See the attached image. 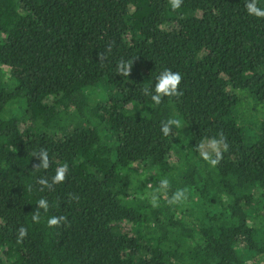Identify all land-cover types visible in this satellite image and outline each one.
Masks as SVG:
<instances>
[{"label": "trees", "instance_id": "16d2710c", "mask_svg": "<svg viewBox=\"0 0 264 264\" xmlns=\"http://www.w3.org/2000/svg\"><path fill=\"white\" fill-rule=\"evenodd\" d=\"M246 2L0 0V264L264 259V18ZM165 69L183 95L155 105L142 90ZM169 119L182 124L165 136ZM221 132L212 166L198 145ZM64 163L63 183H38Z\"/></svg>", "mask_w": 264, "mask_h": 264}, {"label": "clouds", "instance_id": "9594fccd", "mask_svg": "<svg viewBox=\"0 0 264 264\" xmlns=\"http://www.w3.org/2000/svg\"><path fill=\"white\" fill-rule=\"evenodd\" d=\"M183 0H170V4L173 10L179 9ZM245 7L250 15H254L257 18H264V8H260L257 6V0H247ZM110 51V47L108 49ZM105 58V54H100V59L103 60ZM132 70V63L126 62L121 59L117 63L116 71L121 76H129ZM182 82V75L179 72H174L171 69H165L160 73L157 77V83L155 85L154 93L147 87H145L142 91L145 95L151 96V100L154 102L155 105H159L162 102V98L165 96L168 97H181L183 92L179 90V87ZM182 124L180 119H169L166 122L162 123L161 131L162 133L167 136L171 134L173 126L179 128ZM221 146L223 147L224 151L228 150V144L226 142V138L223 132L220 133L219 139L212 138L207 145L201 142L198 145V150L200 151L201 156L205 161H208L212 166H216L220 160L223 158L221 152ZM209 150H205V149ZM215 154V158H213L212 154ZM41 162L36 164V168H43L47 169L50 166L49 155L47 150L42 149L37 156ZM69 170V165L67 163L62 164L60 167L57 168L55 176L52 177L51 183L46 178H40L38 183L44 187L52 188L54 184L63 183L66 180V173ZM160 189L167 190L169 188V180L162 179L159 182ZM160 189H157L159 191ZM43 190V188L41 189ZM187 190L182 189L176 191L172 198L168 201L169 204H176L181 200L187 199L186 195ZM151 203L153 207H158V197L156 195L152 196ZM44 209L45 212L48 211L49 203L46 198H41L38 202V208L32 215V220L35 223H39L41 220L40 211L39 209ZM70 222L68 221V217L61 215V216H52L48 219L47 224L49 227H59L62 224ZM28 235V229L24 226H21L18 229V242H22L25 237Z\"/></svg>", "mask_w": 264, "mask_h": 264}, {"label": "rangeland", "instance_id": "374dc122", "mask_svg": "<svg viewBox=\"0 0 264 264\" xmlns=\"http://www.w3.org/2000/svg\"><path fill=\"white\" fill-rule=\"evenodd\" d=\"M205 150H209V149L206 148ZM209 151H210V150H209ZM213 154H214V153H213ZM213 154H212V155H213ZM259 260H260V263L257 262L256 264H264V259H259ZM254 261H255V260H254Z\"/></svg>", "mask_w": 264, "mask_h": 264}]
</instances>
